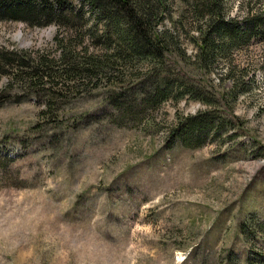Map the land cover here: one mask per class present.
<instances>
[{"label":"rangeland","instance_id":"1","mask_svg":"<svg viewBox=\"0 0 264 264\" xmlns=\"http://www.w3.org/2000/svg\"><path fill=\"white\" fill-rule=\"evenodd\" d=\"M181 9L176 0L174 19ZM56 31L0 20V54L28 56L35 65L43 59L57 76ZM177 33L191 62L197 32L186 23ZM4 65L0 264H247L251 253L263 259L259 38L210 70L187 64L210 104L168 100L147 122L143 113L120 115L108 106L101 83L77 87L45 77L31 86L11 79ZM200 111L226 117V125L196 148L169 141L170 126Z\"/></svg>","mask_w":264,"mask_h":264},{"label":"trees","instance_id":"2","mask_svg":"<svg viewBox=\"0 0 264 264\" xmlns=\"http://www.w3.org/2000/svg\"><path fill=\"white\" fill-rule=\"evenodd\" d=\"M178 1L182 9L174 19L176 0H0V20L57 26L53 43L59 62L54 76L52 70L45 71L50 66L43 59L35 65L28 56L0 54L5 63L1 71L11 69V79L31 86L43 85L45 77L77 87L101 83L108 106L120 115L131 109L143 113L145 122L168 100L187 97L210 104L185 67L210 70L227 63L252 39L264 42V0ZM186 23L197 32L191 62L177 33ZM100 79L104 80L96 81ZM225 118L214 111L184 116L170 126L169 141L199 147L226 125ZM246 263L264 264V256L256 261L251 253Z\"/></svg>","mask_w":264,"mask_h":264}]
</instances>
